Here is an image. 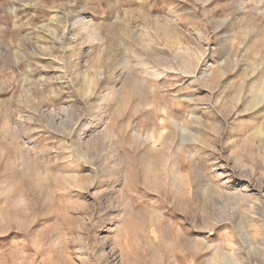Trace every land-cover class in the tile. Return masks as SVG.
I'll use <instances>...</instances> for the list:
<instances>
[{
	"label": "rangeland",
	"instance_id": "1",
	"mask_svg": "<svg viewBox=\"0 0 264 264\" xmlns=\"http://www.w3.org/2000/svg\"><path fill=\"white\" fill-rule=\"evenodd\" d=\"M263 59L264 0H0V264H264Z\"/></svg>",
	"mask_w": 264,
	"mask_h": 264
},
{
	"label": "bare ground",
	"instance_id": "2",
	"mask_svg": "<svg viewBox=\"0 0 264 264\" xmlns=\"http://www.w3.org/2000/svg\"><path fill=\"white\" fill-rule=\"evenodd\" d=\"M263 60H264V59H263ZM242 85H243V84H242ZM239 86H240V85H239ZM240 88H242V87H240ZM256 89H257V88H256ZM257 90H258V89H257ZM259 91H260V89H259ZM254 94H256V93H254ZM256 95H257V96H255V95L252 96V99H253L254 101L257 100V102H258V101H260V100H263L264 97L262 98L263 95H262L261 93H260V94H256ZM263 101H264V100H263ZM261 102H262V101H261ZM261 102H259V104H260ZM253 107H254V106H253ZM247 112H248V111H247ZM259 130H260V129H259ZM211 219H212V218H211ZM221 220H222V219H221ZM218 221H219V220H218ZM218 221H217V222H218ZM219 223H220V222H219ZM248 234H249V233H248ZM249 235H250V234H249ZM247 238H248V237H247ZM250 238H251V237H250ZM248 239H249V238H248ZM243 241H244V240H243ZM249 242H250V241H249ZM245 243H246V242H245ZM247 245L249 246V244H247ZM252 246H253V244H252Z\"/></svg>",
	"mask_w": 264,
	"mask_h": 264
}]
</instances>
